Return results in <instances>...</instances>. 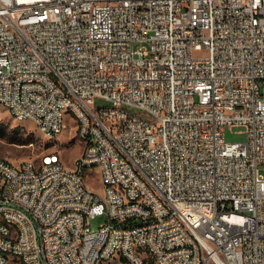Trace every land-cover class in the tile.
Returning <instances> with one entry per match:
<instances>
[{
    "label": "built area",
    "instance_id": "built-area-1",
    "mask_svg": "<svg viewBox=\"0 0 264 264\" xmlns=\"http://www.w3.org/2000/svg\"><path fill=\"white\" fill-rule=\"evenodd\" d=\"M0 104L88 139L0 159V264H264V0H0Z\"/></svg>",
    "mask_w": 264,
    "mask_h": 264
},
{
    "label": "rangeland",
    "instance_id": "rangeland-1",
    "mask_svg": "<svg viewBox=\"0 0 264 264\" xmlns=\"http://www.w3.org/2000/svg\"><path fill=\"white\" fill-rule=\"evenodd\" d=\"M110 104L109 100L96 97L93 106H109ZM74 125L75 118L66 115L63 131L58 135L61 142L59 146L62 150V160L69 167L74 165V159L82 148V141L77 136ZM225 136L230 141H245L247 139V134L242 125H227ZM53 143V140H48L39 132L34 121L31 119L18 120L10 114L6 106L0 104V156L13 162H20L24 159L36 157L42 149L52 146ZM84 177L87 184L95 192L101 195L104 194V184L100 180L96 168L87 169ZM105 219L104 214H97L89 219L90 226L97 227ZM117 258H119L118 255L113 256L106 261V264H115Z\"/></svg>",
    "mask_w": 264,
    "mask_h": 264
},
{
    "label": "bare ground",
    "instance_id": "bare-ground-1",
    "mask_svg": "<svg viewBox=\"0 0 264 264\" xmlns=\"http://www.w3.org/2000/svg\"><path fill=\"white\" fill-rule=\"evenodd\" d=\"M95 108L108 109V108H111V104L109 106H100L99 105V106H96ZM12 116H14L16 118L15 115H12ZM71 116H73L75 118L74 127H76V122H81V114H71ZM16 119L22 120V119H26V118L17 117ZM64 120L65 119L61 120V129H63V127H64ZM37 128H38L39 132L42 135H44L48 140L54 141L52 146L59 145L61 143L60 139L58 138V135H48L47 130L41 129L39 125H37ZM76 134L80 138V140L82 141V148H81V151L78 154V156H76V158L74 159V165L72 167H69V168H78L81 156H83L85 153L88 152V139H87V137H85V134L81 133V132L76 131ZM57 140L59 141V143ZM52 146H49V147H52ZM0 159H7V158L0 156ZM28 161H32V158L24 159L20 162H28ZM86 166H89V168H96L98 170L100 180H102L103 184L104 185H110V176H105L102 169L99 168V159H86ZM113 189H120V181H113ZM0 219H3V210H0ZM115 255L119 256V251L118 250H110V252L106 256L103 257L102 264H106V261ZM11 262L12 263H19V253H11ZM118 264H129V262H118ZM147 264H154V259H147Z\"/></svg>",
    "mask_w": 264,
    "mask_h": 264
}]
</instances>
